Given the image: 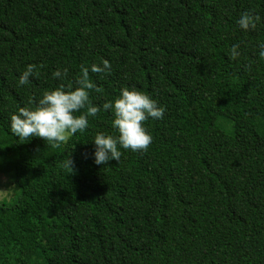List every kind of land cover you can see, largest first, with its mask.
Masks as SVG:
<instances>
[{
    "label": "trees",
    "instance_id": "obj_1",
    "mask_svg": "<svg viewBox=\"0 0 264 264\" xmlns=\"http://www.w3.org/2000/svg\"><path fill=\"white\" fill-rule=\"evenodd\" d=\"M245 10L255 30L236 24ZM259 42L264 0H0V171L18 189L0 204V264H264ZM101 58L94 103L134 86L165 108L144 122L148 148L94 164V133L116 134L103 110L58 148L18 141L10 114L58 85V66Z\"/></svg>",
    "mask_w": 264,
    "mask_h": 264
},
{
    "label": "clouds",
    "instance_id": "obj_2",
    "mask_svg": "<svg viewBox=\"0 0 264 264\" xmlns=\"http://www.w3.org/2000/svg\"><path fill=\"white\" fill-rule=\"evenodd\" d=\"M261 17L251 11L240 13L236 24L247 32L255 30ZM258 56L264 59V42L257 45ZM228 55L235 60L242 55L239 43H234ZM40 66L29 64L18 77V86H25L37 75ZM109 75L111 63L100 59L99 63L90 66L81 65L71 77L68 67H57L52 77L60 83L47 88L35 98L19 106L9 116V130L23 142L33 137L44 140L52 148L60 147L69 137L83 134L90 126V119L97 117L101 110L111 112V128L115 135L108 131H96L90 142L93 145L92 159L96 165H107L110 161H120L123 150L143 151L152 142V136L144 122L149 118H164L165 108L151 95L136 87L123 86L118 95L106 99L103 104H96L91 93L102 91L92 82L89 73ZM64 168L73 169L74 160L69 153L62 161ZM9 190L0 189L7 194Z\"/></svg>",
    "mask_w": 264,
    "mask_h": 264
},
{
    "label": "rangeland",
    "instance_id": "obj_3",
    "mask_svg": "<svg viewBox=\"0 0 264 264\" xmlns=\"http://www.w3.org/2000/svg\"><path fill=\"white\" fill-rule=\"evenodd\" d=\"M0 189L9 190L7 194L0 193V204L2 202H11L18 195V189L13 184V181L10 176L4 175L0 171Z\"/></svg>",
    "mask_w": 264,
    "mask_h": 264
}]
</instances>
